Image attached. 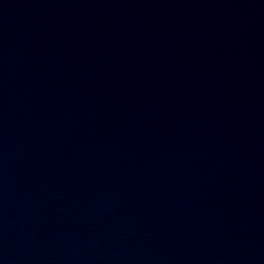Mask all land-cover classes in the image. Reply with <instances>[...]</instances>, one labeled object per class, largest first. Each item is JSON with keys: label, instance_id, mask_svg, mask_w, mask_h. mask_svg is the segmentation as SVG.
I'll return each mask as SVG.
<instances>
[{"label": "water", "instance_id": "95a60500", "mask_svg": "<svg viewBox=\"0 0 264 264\" xmlns=\"http://www.w3.org/2000/svg\"><path fill=\"white\" fill-rule=\"evenodd\" d=\"M0 264H264V0H0Z\"/></svg>", "mask_w": 264, "mask_h": 264}]
</instances>
